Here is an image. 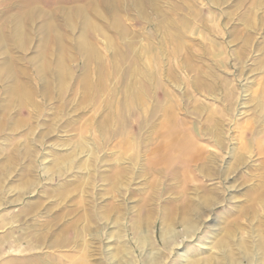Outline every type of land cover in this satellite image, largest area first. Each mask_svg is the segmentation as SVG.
<instances>
[{"label":"rangeland","instance_id":"obj_1","mask_svg":"<svg viewBox=\"0 0 264 264\" xmlns=\"http://www.w3.org/2000/svg\"><path fill=\"white\" fill-rule=\"evenodd\" d=\"M39 2L53 14L83 9L106 38L85 30L102 57L86 70L70 50L83 29L72 35L61 19L24 22L25 51L0 47V63L14 71L22 58L25 76L49 90L0 131V264H240L239 246H263L264 0ZM115 18L130 36L110 31ZM59 54L74 59V79L58 92L29 61L52 72ZM84 71L89 87L77 86ZM193 146L215 152L219 175L190 160ZM207 195L216 203L190 216L197 230L187 233L182 207L204 208ZM256 258L242 264H264Z\"/></svg>","mask_w":264,"mask_h":264},{"label":"bare ground","instance_id":"obj_2","mask_svg":"<svg viewBox=\"0 0 264 264\" xmlns=\"http://www.w3.org/2000/svg\"><path fill=\"white\" fill-rule=\"evenodd\" d=\"M39 1L40 0H3L4 6L2 9H0V21L4 20V28L1 29V26H0V47L5 45L7 42H14L15 48L17 47L18 49L25 51L30 43V40L25 34V30L23 27L24 22H29V23L34 24L36 20H40L42 18L49 19V20L52 18L61 19L63 20L64 26L67 27V29L72 35L75 34L77 29L79 30L83 29L80 32L81 35H79L78 39L74 40V44L70 46V50H74L77 53V55L81 56L80 58L84 62L85 70L89 66H92L95 68L99 67L102 57L97 52L95 45L86 39V37L84 36V32L85 30H89L93 34V38L91 37V39L93 40L97 39L99 36L106 38L105 36L106 34L104 32L106 30V25L104 23L100 25L99 20L97 21L98 23H94L91 20H87L86 15H84L83 9H77V11L75 10L76 12L74 13L73 11H71V9L68 6L59 5L58 7L57 6L54 7V9L58 10L59 12L56 14H53L50 11L44 10V8L40 6ZM107 1L109 2V0H105V2ZM75 15L79 16L81 20H72V18H74ZM110 24H111L109 25L110 31H114V33L121 40L131 35V30L123 25L122 20L116 19V20H113V22ZM54 39L56 42L55 44L57 45L56 47L54 46V50L52 52H56V53L57 51L62 52L63 47L60 48L61 46L59 42L61 38L58 33L55 34ZM131 41L132 40H130V42ZM5 60L3 59V61L0 63V131L4 130L7 124H10V120L13 114H17V113L19 114L20 108H22L25 105L28 107H33V105H35L34 95L37 92L40 93L44 98L49 97L48 95L49 90L47 87L39 88L37 87V84L34 85V82L32 81V79L25 76L23 66H21V62L23 61L22 58L19 60H15V63H16L15 65L17 67L14 71L11 70V67L7 64ZM30 60L31 61L29 62L33 66V68L36 70L39 81L43 80L44 75L50 72L51 76H53L52 78H54L55 82L59 86L58 92L60 90L67 91L65 89L68 88L67 86H69L70 85L69 83L74 79V76L69 71L67 65L68 63L71 62V60H74V59H71L70 57H68V55L66 57H61V55L59 54L58 58L53 63V66H56V67H55V70H53L52 72L50 69H49L50 71L45 70L44 67L46 65H44L43 67L42 63L39 64V62L41 61H39L37 57L34 59L31 58ZM101 71L102 70H100V72ZM28 82L31 83L32 85L29 86ZM77 83H78L77 86L79 87L80 86L89 87L92 84L91 79H89V74L87 73V71H84L83 77L77 80ZM55 92L57 91L55 90ZM65 93L66 92H63L60 94L58 93V94L59 96H61V94L63 95ZM14 111L15 113H13ZM32 114L35 115L33 112ZM31 121L32 120H26L24 121V123L20 121H16V124H19V125L22 124L25 126L26 124L29 125ZM221 143H222V140L220 139L216 140L217 146L221 147L222 145ZM194 148L195 146H193V148L191 149L192 154L190 156L191 158L190 160L195 161V160H199L200 158L202 159V163L201 165H199L200 171L201 172H204L207 170L211 171L212 173H209V177L211 178L216 173L219 175L220 171L216 169L215 167V164H216L215 161L217 160V155L215 154V152H210L206 154L202 148H197V149L196 148L194 149ZM243 151L245 153V150ZM244 153H241L240 156L237 157L236 159L237 165H243L245 163ZM215 170H216V173L214 172ZM28 187L29 185H26V189ZM215 203H216V198L211 197L209 195L204 197V203H203L204 208H202L199 204L194 203L193 201L187 200L185 202V205L182 207L183 214H185L184 218H182L183 219L182 224L185 227V230L187 233H189L190 231L196 232L197 230L196 225H194L193 220L190 219V216L191 215L198 216L202 209L206 208L207 210L208 208L213 206ZM173 226H174V223L168 225V228L170 231ZM166 234L167 232H164L163 236H165ZM34 240L37 243H41L43 240V237L37 236L34 238ZM228 247L230 246H226L225 244H221L219 246V250L222 253L223 259L226 261H228L227 252L230 251L228 250L229 249ZM238 251H239V254L241 255V259L243 262L246 261L248 263H256L257 262L256 257L259 255L262 256V258L264 259V245L261 246L260 248L259 247L252 248L249 245H241L238 247ZM230 253L233 254L231 251ZM222 262L223 261H221V263L219 264H222ZM236 263L234 262V264ZM259 264L261 263L259 262Z\"/></svg>","mask_w":264,"mask_h":264},{"label":"crops","instance_id":"obj_3","mask_svg":"<svg viewBox=\"0 0 264 264\" xmlns=\"http://www.w3.org/2000/svg\"><path fill=\"white\" fill-rule=\"evenodd\" d=\"M84 2L83 3H85L83 6H85V7H88L87 5H86V2L88 1V0H83ZM94 1H97V0H94ZM119 3V2H118ZM42 4H44V1H42Z\"/></svg>","mask_w":264,"mask_h":264}]
</instances>
